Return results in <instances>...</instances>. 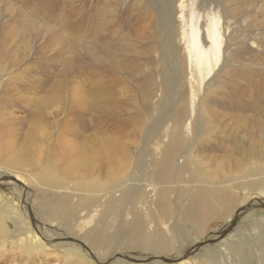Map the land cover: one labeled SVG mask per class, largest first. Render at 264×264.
Returning a JSON list of instances; mask_svg holds the SVG:
<instances>
[{
	"label": "rangeland",
	"instance_id": "rangeland-1",
	"mask_svg": "<svg viewBox=\"0 0 264 264\" xmlns=\"http://www.w3.org/2000/svg\"><path fill=\"white\" fill-rule=\"evenodd\" d=\"M0 264H264V0H0Z\"/></svg>",
	"mask_w": 264,
	"mask_h": 264
},
{
	"label": "bare ground",
	"instance_id": "bare-ground-1",
	"mask_svg": "<svg viewBox=\"0 0 264 264\" xmlns=\"http://www.w3.org/2000/svg\"><path fill=\"white\" fill-rule=\"evenodd\" d=\"M183 14V13H182ZM182 14H179V16L177 17V19H179V21L183 20V16ZM195 17V16H194ZM192 18V17H191ZM193 19V18H192ZM191 19V20H192ZM196 19V18H195ZM186 21V20H185ZM184 22V21H183ZM212 23V22H211ZM187 25V23H186ZM210 25V24H209ZM208 26V25H207ZM207 32L204 33L203 37H201L199 39L198 37V30L196 27H194L193 29H191L189 31V34L187 37H185L186 35L184 34L185 32H181L182 37H185V43H186V49H187V62L190 63V65L195 69V71L197 72L198 75H201L203 70L205 71V73L207 72L208 74H210L213 70V67L215 65L216 62V58H217V54L219 52V38L214 30V26L213 24H211L209 27H207ZM205 31V30H204ZM187 33V32H186ZM202 36V35H201ZM180 37V38H182ZM183 40V38H182ZM182 42V41H181ZM184 46V45H183ZM106 54H108L106 52ZM110 55V54H109ZM106 56V55H105ZM186 56V55H185ZM115 66V65H114ZM133 67V66H132ZM190 67V66H189ZM117 68V67H116ZM118 69L120 70V72L122 71L123 73L126 72L127 68L124 67L122 64H118ZM133 71L135 70L132 69ZM131 70V71H132ZM191 74V73H190ZM190 76V75H189ZM67 77V76H66ZM197 78V77H196ZM195 79V78H194ZM112 82H114L112 80ZM119 83V82H118ZM65 84V83H64ZM63 89L58 86L54 89L53 93L54 95H57L56 97L54 96H50L45 98L41 104L43 105H50L51 103H55V102H61V97L62 95H59L60 91H62ZM94 90H98V87L92 89V91ZM123 92V91H122ZM126 92V91H125ZM65 96V94H64ZM77 100V99H76ZM90 99H87L86 96L80 97L75 103H73V105L76 106H80V108L82 107H88L87 109H98V108H102L101 106V101H97V99L94 98L93 101H89ZM31 103V102H30ZM71 103V102H70ZM70 107V106H69ZM77 107V108H78ZM82 110V109H80ZM94 110V109H93ZM97 155V154H96ZM98 156V155H97ZM96 156V157H97ZM88 157V156H87ZM91 158V157H90ZM95 158V157H94ZM28 159V158H27ZM26 161V159H24ZM24 161V162H25ZM84 161V160H83ZM18 162V161H17ZM85 162V161H84ZM87 162V161H86ZM90 162V161H89ZM93 162V161H92ZM17 164V163H16ZM15 165V164H14ZM29 165V164H27ZM88 165V164H87ZM91 165V164H90ZM84 166V165H82ZM86 166V165H85ZM93 166V165H92ZM87 167V166H86ZM16 169V168H15ZM18 170V169H17ZM234 239L232 240H237L238 238H240L239 233L235 234V237L233 236ZM100 244H98V242L96 241V239H93L90 241V246L94 249H97L99 247ZM229 246V245H228ZM73 251L69 249V254L71 255Z\"/></svg>",
	"mask_w": 264,
	"mask_h": 264
},
{
	"label": "water",
	"instance_id": "water-1",
	"mask_svg": "<svg viewBox=\"0 0 264 264\" xmlns=\"http://www.w3.org/2000/svg\"><path fill=\"white\" fill-rule=\"evenodd\" d=\"M223 237L225 236V234L224 235H222Z\"/></svg>",
	"mask_w": 264,
	"mask_h": 264
}]
</instances>
